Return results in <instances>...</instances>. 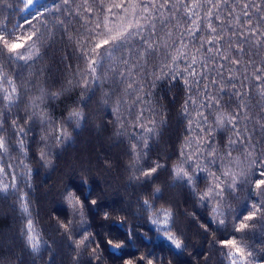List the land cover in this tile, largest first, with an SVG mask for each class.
<instances>
[{"label":"snow or ice","instance_id":"6c2138e0","mask_svg":"<svg viewBox=\"0 0 264 264\" xmlns=\"http://www.w3.org/2000/svg\"><path fill=\"white\" fill-rule=\"evenodd\" d=\"M34 4L35 0H23V9L29 11V18L12 30L0 25V159L7 156L11 160L15 153L21 170L27 169L21 174L17 165L9 163L5 167L0 164V177L5 178L0 179V193L11 192L20 206V237L24 250L42 260V252L49 247L42 233L37 231L30 211L28 189L31 188L33 172L28 157L35 140L33 129L39 124L44 130L45 134L38 142V158L48 166L51 164L52 149L67 146L71 140L69 129L75 131L86 121L87 102L95 95L97 86L104 84L109 87L103 93L102 103H114L113 111L117 114L120 127L138 129L129 136L131 143L126 154L133 170L132 179L145 189L144 195L148 197L143 200L141 210L151 211L152 215L148 217L150 223L170 247L187 250L184 239L175 228L171 206L165 202L157 210L156 202L162 200L161 187L156 186L151 193L147 191L154 185L161 170L169 171L167 161L157 157L151 166H138V162L150 151V141L166 123L158 120L159 113L147 104L149 97L154 96L152 89L156 82L168 78L172 86L183 80L188 92L182 105L187 121L186 140L178 153L179 163L171 168L169 175L174 183L187 191L191 200L210 213L208 222L199 225L203 231L208 232L217 221L225 228L229 223L228 212L232 213L233 234L218 241L227 264H264V248L257 252L248 243L254 239V230L258 225L264 231V156L254 155L261 147L254 136L257 126L264 132V116L254 118L249 115L252 108L244 101V94L238 91L232 93L238 98L235 111H224L228 108V105L221 104L224 88L219 89V95H211L209 85L204 84L205 80H210L211 85H216L225 70L240 72L243 62V78L255 81L249 88V99L252 98V87L259 89L258 95L264 99V62L257 64L254 59L264 46V0H53L51 8L42 5L44 11L37 10L40 16L52 12V31L47 42L38 29L29 31L25 27L31 25L32 19L38 18L30 11ZM0 6H8L7 0H0ZM66 15H71L74 20L66 19ZM44 27L48 29V25ZM57 32L61 42L67 37L65 49L73 46V56L65 55L57 60L53 51L51 65L56 67L50 65L29 73L32 79L25 80L26 69L34 68L38 62L49 58ZM190 44L195 51L189 60ZM246 45L255 46L256 52L248 51ZM198 57L205 58L198 60ZM73 58L77 62L74 77L79 78L75 86L82 89L81 100L75 102L67 115L57 122L52 120L46 108L52 100H59L67 89L59 85L58 91H51L48 81L51 79V87H57L59 81L55 73L60 72V65L65 59ZM158 58H161L159 63H153ZM209 61H212L211 65ZM217 61L223 62L217 66ZM228 65L233 67L228 68ZM210 71H214L216 76H209ZM40 77L44 78L43 83L37 88L35 81ZM233 79L231 75L228 77L235 89ZM67 83L73 84V80ZM25 97L29 98V102L24 105V115L21 116L19 110ZM125 106L127 116L132 118L130 125L129 120L121 115ZM259 107L264 108V105ZM254 119L253 129L249 131L247 124ZM224 132L231 135L224 136ZM117 135L122 133L117 132ZM234 152L240 153L246 161V167L239 171L231 167L240 159L233 156ZM202 181L207 183L202 186ZM86 183L82 181L81 187ZM244 185L248 186L244 189L247 195L240 206L246 211L238 213L237 209L231 208V202ZM62 196L71 210V217L61 220L57 216L60 220L57 230H62L71 239L75 216L79 214L83 221L85 209L99 212L100 202L92 198L91 191L82 194L81 189L71 185L65 187ZM209 204L212 207L209 208ZM225 205H228V212L222 211ZM100 219L108 221L109 212H104ZM118 223L122 227L124 218L121 217ZM91 237L92 233L84 229L82 236L74 240L75 248L88 251ZM133 237L131 229L126 239L109 236L103 243L97 242L90 249V254L99 260L97 250L105 244L110 249L121 250ZM48 264H53L51 259ZM123 264H165V257L142 252L123 258Z\"/></svg>","mask_w":264,"mask_h":264},{"label":"trees","instance_id":"16d2710c","mask_svg":"<svg viewBox=\"0 0 264 264\" xmlns=\"http://www.w3.org/2000/svg\"><path fill=\"white\" fill-rule=\"evenodd\" d=\"M140 2H145V0H140ZM52 3L53 0L37 2L30 11L35 13L38 18L32 19L31 25H25L29 31L38 29L43 34L45 42L48 41L52 31V12L49 11L40 16L37 10L43 12L44 9L41 6L46 5L51 8ZM7 4L6 7L0 6V25L12 30L14 26L29 18V11L23 9V0H7ZM65 18L74 20L71 15H66ZM44 25H48L47 30ZM178 37L179 31L176 33V38L178 39ZM66 43L67 37H65L64 42H61L59 32H57L56 43L54 49L49 52V58L38 62L34 68L26 69L24 79H32L29 73L48 68L51 65L53 51L57 60L65 55L72 57L73 46H68L65 49ZM161 43L163 44V41ZM198 43L199 41H197ZM225 47H227L226 44ZM245 47L250 52H256L255 46L246 45ZM194 51L195 49L190 44L189 60ZM204 58L198 57V60ZM160 59L158 58L153 63L158 64ZM254 59L257 64L264 62V46L260 48ZM222 62L217 61V66L218 63ZM76 63L75 58L63 61V64L60 65V72L55 73V77L59 81L57 87H51V79L48 81L51 91H58L59 85H63L67 89L59 100H52L47 105L46 111L50 113L54 121L59 122L74 107L75 102L81 100L82 89L75 86V81L79 79L74 77V73L77 71ZM69 64L72 65L71 68L68 67ZM209 64L211 65L212 61H209ZM51 66L56 67L55 65ZM227 67L232 68L233 66L228 65ZM197 70L200 71L199 66H197ZM208 75L215 77L216 73L210 71ZM230 75L234 77L232 83H235V89L231 87L228 81ZM244 75L242 62L240 72L229 73L225 70L223 78H218L216 85H211L210 80H205L204 84L209 85L211 95H219V89L224 88L221 104L228 105V108L223 109L224 111H235L238 98L232 96V93L238 91L244 94V101L252 108L249 115L254 118L264 116V108L259 107L264 105V99L259 97V89L255 87H252V98L249 99V88L255 84V81L254 79L245 80ZM43 79V77L36 79L37 88L41 86ZM68 80H73V84H68ZM108 87L107 84L97 86L95 95L87 102L86 121L82 122L81 127L75 131L69 129L71 140L66 147L52 149L51 164L48 166H45V162L38 158V142L40 137L45 134L44 130L40 128L39 124L34 127L35 140L32 141V152L28 157L29 167L33 172L30 178L31 188L28 189L30 211L32 218L36 221L37 231L42 233V238L49 247L42 252V260L24 250L20 237V228L22 227L20 206L15 195L11 192L0 193V264H48L50 259L53 264H123V258L135 256L142 252H152L156 256L163 255L165 264H168V261H171V264H198V261L199 264H204L205 260H207V264H227L218 241L233 234L231 232L232 213L228 212V205L222 209V211L228 212V226L223 228L218 225L217 221L213 223L208 232L203 231L199 225L201 222H208L210 213L205 211L198 202L191 200L187 191L181 188L179 184L174 183L169 175L171 168L179 163L178 153L186 140L187 121L183 116L182 105L188 96V92L184 81L181 80L172 86L170 79L165 78L157 81L155 88L152 89L154 96L149 97L147 106L154 107L159 113L157 119L166 123L160 127L158 134L150 141V151L146 157L138 162V166L143 167L145 164L151 166L157 157L161 161H167L169 171L161 170L158 179L147 191L151 193L156 186L161 187L162 200L156 202L157 210L159 211L165 202L171 206L175 216V228L186 243V251H179L170 247L164 237L156 231L155 226L150 223L148 217L152 215L151 211L144 212L141 210L140 206L143 204V200L148 197L144 195L145 189L139 187L132 179L133 170L129 156L126 154L131 143L129 136L138 129H133L131 126L121 128L117 114L113 111L114 103L109 105L102 103L103 93L108 90ZM200 87L202 88L203 85ZM192 90L193 92L196 91L195 85L192 86ZM28 102L29 98L25 97L24 104L19 110L21 116L24 115V105ZM121 115L129 120L130 125L132 118L127 116V106ZM214 117L215 113H213ZM242 123H244L243 120ZM254 123L255 119L247 124L249 131H252ZM117 132H121L122 135H117ZM222 135L228 136L231 133L224 132ZM254 140L261 144L254 155L264 156V132H261L258 126ZM233 156L240 157L239 163L234 162L231 165L235 171L246 167V161L240 153L234 152ZM169 157H171L170 160ZM18 159L19 157L14 153L11 160L7 156L0 159V164L5 167L9 163L17 165V171L24 174L27 169L21 170L17 164ZM216 163L219 165L220 161L217 160ZM219 174L217 173V175ZM0 179L5 178L0 177ZM26 179L29 178L26 177ZM210 179L209 177V181ZM82 181H87V183L81 187ZM5 182L7 181L5 180ZM205 183L207 182L202 181V186ZM68 185L81 189L82 194L91 191L92 198H96L100 202L99 212H88L85 209L83 221H81L79 214L75 216L74 232L71 239L63 234L62 230H57L60 222L57 216L61 220L65 219L66 216L71 217V210L67 208L62 196L65 187ZM241 187L242 190L236 194V199L231 202V208L237 209L238 213L246 211V208L240 205L246 199L247 193L244 189L248 186ZM87 198L85 197V199ZM210 207H212L211 204H209ZM106 211L109 212L110 219L102 222L100 218ZM121 217L125 220L122 227L118 223ZM102 223L103 226L101 227ZM84 229H88L92 233V243L89 245L88 251L76 249L74 246V240L82 236ZM129 229L133 231L134 237L125 248L113 250L105 244L103 248L97 250L99 260H95L91 256L90 249L97 242L103 243L109 236L116 239H126ZM254 231L256 235L248 243L257 252H260L264 248V231L260 230L259 225Z\"/></svg>","mask_w":264,"mask_h":264},{"label":"rangeland","instance_id":"374dc122","mask_svg":"<svg viewBox=\"0 0 264 264\" xmlns=\"http://www.w3.org/2000/svg\"><path fill=\"white\" fill-rule=\"evenodd\" d=\"M39 1H41V0H35V4H36L37 2H39ZM35 4H34V5H35Z\"/></svg>","mask_w":264,"mask_h":264}]
</instances>
